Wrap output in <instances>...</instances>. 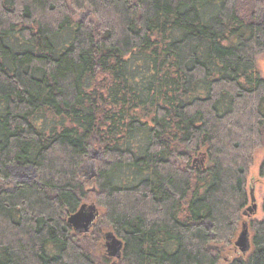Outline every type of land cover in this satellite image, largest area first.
I'll list each match as a JSON object with an SVG mask.
<instances>
[{
	"label": "trees",
	"instance_id": "16d2710c",
	"mask_svg": "<svg viewBox=\"0 0 264 264\" xmlns=\"http://www.w3.org/2000/svg\"><path fill=\"white\" fill-rule=\"evenodd\" d=\"M263 15L264 0H0V264H264V217L247 214ZM84 205L99 216L79 233Z\"/></svg>",
	"mask_w": 264,
	"mask_h": 264
},
{
	"label": "rangeland",
	"instance_id": "374dc122",
	"mask_svg": "<svg viewBox=\"0 0 264 264\" xmlns=\"http://www.w3.org/2000/svg\"><path fill=\"white\" fill-rule=\"evenodd\" d=\"M80 16H77V18H79ZM85 15L81 16L82 19H84ZM264 19V15L263 18L261 19V21ZM257 64H258V68L261 71L262 75L264 76V54L260 55L257 58ZM103 160V156L102 153L100 151H98V149L93 150L90 153V158L87 162V169H86V174L89 176H92L94 174V172L97 169V165L99 164V162H101ZM264 164V147L256 150L255 154H254V160H253V164L250 168L249 174H248V179H247V188H248V192H250L251 195V191L253 193V196L255 198V205L257 207L256 212L252 215L251 218L254 219H258L261 220L264 217V214L262 212L261 206L262 203L264 201V175H262V166ZM89 169V170H88ZM264 173V172H263ZM17 174L19 176H17ZM86 176V175H85ZM20 178V179H18ZM35 179V174L25 171V170H14L12 171V180L13 181H19V180H28V181H32ZM94 185H91V192L88 194V197L90 198L88 201H86L87 204H91V203H96L95 199V191H93ZM252 203H250V207H252ZM102 211V210H101ZM108 227L101 223L100 226V230H102L103 233H107L110 230L107 229ZM105 244V241H103ZM103 244V243H102ZM103 244V249L101 248V253L103 252L106 256H107V249L105 248ZM231 256V255H229ZM228 256V257H229Z\"/></svg>",
	"mask_w": 264,
	"mask_h": 264
},
{
	"label": "water",
	"instance_id": "95a60500",
	"mask_svg": "<svg viewBox=\"0 0 264 264\" xmlns=\"http://www.w3.org/2000/svg\"><path fill=\"white\" fill-rule=\"evenodd\" d=\"M251 203L252 207L248 209V216L256 212L257 207L254 204L255 198L251 191ZM99 213L95 205L86 206L84 205L76 214L69 217L68 221L74 229L79 233H88L90 227L94 224L98 218ZM246 228V226L244 227ZM105 248L107 249V256L113 259H119L121 257V251L123 248L122 241H120L112 232H107L104 235ZM236 247L239 248L243 253L249 249L248 232L243 231L236 242Z\"/></svg>",
	"mask_w": 264,
	"mask_h": 264
},
{
	"label": "flooded vegetation",
	"instance_id": "af4514ba",
	"mask_svg": "<svg viewBox=\"0 0 264 264\" xmlns=\"http://www.w3.org/2000/svg\"><path fill=\"white\" fill-rule=\"evenodd\" d=\"M255 213V212H254ZM253 214H251L249 217H251Z\"/></svg>",
	"mask_w": 264,
	"mask_h": 264
},
{
	"label": "bare ground",
	"instance_id": "6f19581e",
	"mask_svg": "<svg viewBox=\"0 0 264 264\" xmlns=\"http://www.w3.org/2000/svg\"><path fill=\"white\" fill-rule=\"evenodd\" d=\"M251 196V195H250Z\"/></svg>",
	"mask_w": 264,
	"mask_h": 264
}]
</instances>
